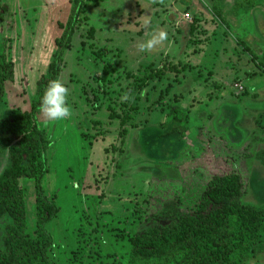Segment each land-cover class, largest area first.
<instances>
[{"label": "rangeland", "instance_id": "1", "mask_svg": "<svg viewBox=\"0 0 264 264\" xmlns=\"http://www.w3.org/2000/svg\"><path fill=\"white\" fill-rule=\"evenodd\" d=\"M234 1H84L59 72L73 115L52 122L40 110L35 113L50 140L41 185L58 207L46 223L52 236L48 253L56 264H201L185 260L183 252L131 261L130 240L153 223L149 215L165 200L178 196L186 209L213 174L235 173L240 185L232 197L264 205V159L257 156L264 151V0L239 7ZM0 5V51L14 68L13 78L4 82L1 118L30 110L36 80L47 71L72 0H0ZM180 13L187 31L205 14L218 23L219 36L227 35L221 44L215 40L201 65L213 63L222 83L210 70L199 77L201 90L191 101L180 99L186 81L176 77L182 69L171 55L153 54L162 58L156 63L136 48L145 38L144 15L152 19L148 31L160 28L172 41ZM187 31L188 40L194 34ZM200 70L191 73L206 74ZM126 91L133 99L122 102ZM173 106L187 109L186 116L163 135L175 123ZM9 160L0 144V173ZM23 185L32 234L34 187L30 180ZM8 223L0 207V246ZM243 264H264V249Z\"/></svg>", "mask_w": 264, "mask_h": 264}, {"label": "trees", "instance_id": "2", "mask_svg": "<svg viewBox=\"0 0 264 264\" xmlns=\"http://www.w3.org/2000/svg\"><path fill=\"white\" fill-rule=\"evenodd\" d=\"M84 1L72 0L47 71L36 80L30 110L0 118V144L7 147L10 158L8 166L0 173V207L10 218L3 231L0 264H56L48 253L52 236L46 223L56 216L58 207L41 185L47 170L46 149L50 140L35 113L40 110V100L49 81L59 78L62 54L70 47ZM251 2L235 0L234 7ZM13 75V62L0 51V100L4 82L11 80ZM171 111L170 117L175 123L163 135L178 128L176 122L185 118L187 109L173 106ZM257 156L264 159V151L260 150ZM24 180L32 181L34 187L32 234L27 230ZM239 183L233 172L213 174L201 196L193 197L186 209L178 196L165 200L158 212L149 215L153 223L136 231L131 238L130 260L166 258L183 252L185 260L201 264H243L246 259L256 256L264 249V205L252 206L232 197L237 194L235 190ZM163 217H168L169 221H161Z\"/></svg>", "mask_w": 264, "mask_h": 264}, {"label": "crops", "instance_id": "3", "mask_svg": "<svg viewBox=\"0 0 264 264\" xmlns=\"http://www.w3.org/2000/svg\"><path fill=\"white\" fill-rule=\"evenodd\" d=\"M180 14L182 15V13H180ZM180 19H179L180 20L179 21V24H180L179 27L177 29L174 28V30L172 31L173 33L171 34L173 36L174 40L170 41V39H168V42H170V44H171L170 48H169V43L165 42V44L157 47L156 49L152 50L151 52H148L147 55H149L148 61L152 60V61H155L156 63L158 61H160L162 58L160 57L159 59H155V58H153V56H154L153 54H156V53L159 54L162 52V54L168 53L169 55L172 56V59H173L172 63L176 62V64H179L178 67L180 69H182L181 71H183L182 73H181V71H179L180 75L179 76L177 75L176 77L180 78L182 76V78H185V81H186L184 83V85L181 87L182 95H181V93H180V95L182 97L180 99H183L184 101H191L192 99H196V96L192 95V94H194L193 92H197L196 94H198V92H200V90H201V86H198V83L200 80L199 77L205 78L209 74L210 70H212L211 75L213 77L217 78L218 82L222 83V81H220V80H222L223 78L221 79L219 76H217L216 68H215L213 63L208 61L206 63V65H204V66H201V65L203 64L202 63L203 60L207 59L205 56V53H207L210 48L215 47V45L217 44V42L215 40L218 38L220 40V41H218L219 44H221V42H223L221 37H223L224 31L219 36L217 34V32H218L217 31V29H218L217 24L218 23H215V24L210 23L209 20H211V18L207 17V15H205V14L197 17V20L195 21L196 27L193 26L192 29L188 28L189 29L188 31L186 30V24H187L185 22L186 19L183 17V15H182V17H180ZM182 22H184V23H182ZM187 22H188V20H187ZM210 24H211V26H210ZM222 26H223V24H222ZM159 30H160V28H159ZM145 31H146V29H145ZM186 31H187V33L189 32L190 34L193 32V34H194V35H191L192 37H189L188 40L184 37L187 35ZM184 33H185V35H183ZM203 33H204V37H203ZM195 35H197V36H195ZM225 36H227V35H225ZM225 36L223 37L224 39L226 38ZM144 37H145V32H144ZM193 37H194V39H193ZM209 45H210V47H209ZM221 46H222V48H225V47H223V44ZM188 66L191 67L192 69L189 71H186ZM200 69L205 70L204 72L206 74L204 73L205 75H203V76L196 75V77H194L191 72H193L195 70H200ZM203 70H200V71L203 72ZM252 71H253V69H252ZM224 74L225 73H223L222 75H224ZM226 77H228V76H226ZM246 77H248V75ZM229 78H230V76H229ZM182 80L183 79H180L179 82ZM207 80L209 81V78L206 79V81ZM214 80L215 79L213 78L212 81H214ZM227 82H228V80L226 79L224 83H227ZM211 83H213V82H211ZM202 88L205 89L204 86ZM218 88L220 89L221 87H218ZM172 90H173L172 92L174 94L171 92H170V94H171V96H174L176 94L175 93V87H173ZM206 92H208V91H206ZM210 93H211V91H210ZM215 93H217V91H215ZM186 104H188V102ZM196 109L203 112V110H201V109H198V108H196Z\"/></svg>", "mask_w": 264, "mask_h": 264}, {"label": "clouds", "instance_id": "4", "mask_svg": "<svg viewBox=\"0 0 264 264\" xmlns=\"http://www.w3.org/2000/svg\"><path fill=\"white\" fill-rule=\"evenodd\" d=\"M152 3H163V0H151ZM152 19L147 14L143 16V27L146 29L145 38L137 43L136 48L141 53H148L157 47L168 42V33L164 30L148 31L151 28ZM169 48L171 46L170 42ZM69 88L66 81L56 78L49 81L40 100V112L46 121H60L69 119L73 115V110L68 104ZM133 99L129 92H124L121 96L122 102Z\"/></svg>", "mask_w": 264, "mask_h": 264}, {"label": "built area", "instance_id": "5", "mask_svg": "<svg viewBox=\"0 0 264 264\" xmlns=\"http://www.w3.org/2000/svg\"><path fill=\"white\" fill-rule=\"evenodd\" d=\"M184 17H185V18H189V15H188L187 12L184 13ZM238 87L241 88L242 86H241V85H238Z\"/></svg>", "mask_w": 264, "mask_h": 264}]
</instances>
